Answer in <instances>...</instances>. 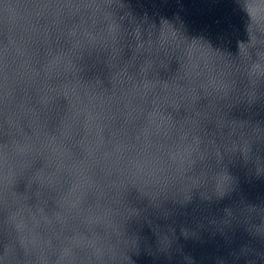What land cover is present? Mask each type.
<instances>
[{
  "label": "water",
  "instance_id": "1",
  "mask_svg": "<svg viewBox=\"0 0 264 264\" xmlns=\"http://www.w3.org/2000/svg\"><path fill=\"white\" fill-rule=\"evenodd\" d=\"M0 264H264V0H0Z\"/></svg>",
  "mask_w": 264,
  "mask_h": 264
}]
</instances>
